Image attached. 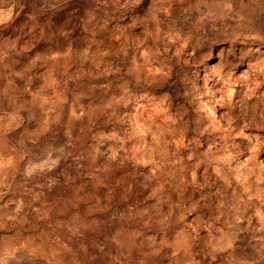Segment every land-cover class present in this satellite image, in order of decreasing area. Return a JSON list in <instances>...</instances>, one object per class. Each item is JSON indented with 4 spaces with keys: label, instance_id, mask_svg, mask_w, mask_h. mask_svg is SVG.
<instances>
[{
    "label": "rangeland",
    "instance_id": "obj_1",
    "mask_svg": "<svg viewBox=\"0 0 264 264\" xmlns=\"http://www.w3.org/2000/svg\"><path fill=\"white\" fill-rule=\"evenodd\" d=\"M0 264H264V0H0Z\"/></svg>",
    "mask_w": 264,
    "mask_h": 264
}]
</instances>
